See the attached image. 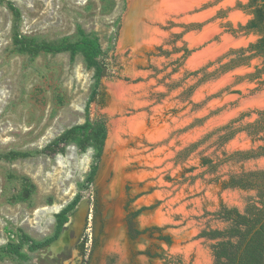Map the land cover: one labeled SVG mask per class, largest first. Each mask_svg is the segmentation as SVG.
Segmentation results:
<instances>
[{"label": "rangeland", "instance_id": "374dc122", "mask_svg": "<svg viewBox=\"0 0 264 264\" xmlns=\"http://www.w3.org/2000/svg\"><path fill=\"white\" fill-rule=\"evenodd\" d=\"M12 1L21 34L53 42L75 39L81 26L98 36L104 75L89 115L105 117L107 138L103 168L80 189L54 249L27 260L0 251V264H216L211 245L220 238L199 233L232 224L222 207L260 206L257 189L222 185L264 170V155L238 154L264 145V126L253 128L264 109V71L262 56L248 49L260 37L246 28L250 0ZM14 31L0 3V154L40 150L82 123L94 84L81 54L31 57L16 49ZM92 154L69 144L63 154L0 160V247L20 231L36 240L52 232ZM27 182L33 190L21 199ZM139 208L133 225L146 231L130 238L126 215Z\"/></svg>", "mask_w": 264, "mask_h": 264}, {"label": "trees", "instance_id": "16d2710c", "mask_svg": "<svg viewBox=\"0 0 264 264\" xmlns=\"http://www.w3.org/2000/svg\"><path fill=\"white\" fill-rule=\"evenodd\" d=\"M0 3H5L13 14L15 29L14 44L19 52L34 57L40 53L55 54L66 51L69 53L71 60H73L77 54H81L86 65L94 69V84L90 97L84 107L85 119L82 123H77L66 128L40 150L34 152L9 150L0 154V160L4 159L7 161L28 157L34 153L63 154L65 152V147L69 144H74L81 152H85L89 148H91L93 152L92 164L84 181L80 184L79 190L54 214L55 221L52 232L43 239L36 240L20 231L17 242H9L0 247V251L2 252L27 260L30 258L28 252H35L49 246L50 243L59 236L69 216L74 212L77 204L83 197L80 189L93 183L107 138V122L105 117L102 116L91 119L89 115L90 104L98 94L100 80L104 75V52L101 48L98 36L86 32L81 26H77V36L75 39L64 36L60 40L53 42L38 40L34 37L21 34L18 29L21 20L19 7L12 0H0ZM249 7L252 8L251 12L253 13V17L247 22L246 28L257 30L260 33V37L254 43H250L248 49L262 56L263 67L261 70L264 71V0H250ZM258 114L259 117L253 124L255 131L261 130L264 126V109ZM232 134L233 132L230 133L227 138ZM238 154L242 155L244 158L264 155V145H260L256 149L241 151ZM206 162L208 163L207 160ZM222 185L224 187L257 189L260 206L250 205L246 208L244 213L240 212L235 207H222L219 211L220 216L226 220H230L232 224L223 230H203L199 235L207 236L212 239L220 238L211 245L214 262L216 264H264V170H253L231 175L222 182ZM33 187V183L27 182V185L24 186L20 194V198L27 199ZM128 202L129 201H126L125 203L126 210L128 209ZM143 209L144 208H139L127 212V233L130 238H136L139 234L146 231V229L139 230L133 225V219ZM257 226L258 228H256ZM156 238L164 241L166 244L172 243V238L168 234L159 232ZM23 246H25L26 251L22 250ZM148 254L155 256L161 255V253L149 252ZM177 264L191 263H183L181 260H178Z\"/></svg>", "mask_w": 264, "mask_h": 264}, {"label": "water", "instance_id": "95a60500", "mask_svg": "<svg viewBox=\"0 0 264 264\" xmlns=\"http://www.w3.org/2000/svg\"><path fill=\"white\" fill-rule=\"evenodd\" d=\"M102 155H103V153H102ZM102 168H103V158H102V156H101V160H100V162H99V164H98V169H97V172H96L97 175L101 172ZM96 174H95V177L97 176ZM95 177H94V179H95ZM78 204H79V203H78ZM78 204H77V205H78ZM79 206H80V205H79ZM259 225H260V224H259ZM259 225H258V226H259ZM258 226H257L256 228H258ZM60 236H61V233L59 234V236H58L55 240H57L58 238H60ZM55 240H54V241H55ZM52 242H53V241H52ZM52 242H51V243H52ZM51 243H50V244H51Z\"/></svg>", "mask_w": 264, "mask_h": 264}, {"label": "bare ground", "instance_id": "6f19581e", "mask_svg": "<svg viewBox=\"0 0 264 264\" xmlns=\"http://www.w3.org/2000/svg\"><path fill=\"white\" fill-rule=\"evenodd\" d=\"M174 2H175V4H177V5H179V2H181V1H185V0H173ZM172 0H171V2H173ZM173 2V3H174ZM261 100V99H260ZM59 240V238L57 239V240H55V241H53L51 244H50V246H51V248L52 249H54V244H55V242H57ZM60 242V241H59Z\"/></svg>", "mask_w": 264, "mask_h": 264}]
</instances>
